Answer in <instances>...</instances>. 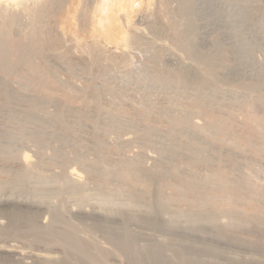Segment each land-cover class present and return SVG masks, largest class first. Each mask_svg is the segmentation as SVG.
Listing matches in <instances>:
<instances>
[{
	"label": "bare ground",
	"instance_id": "bare-ground-1",
	"mask_svg": "<svg viewBox=\"0 0 264 264\" xmlns=\"http://www.w3.org/2000/svg\"><path fill=\"white\" fill-rule=\"evenodd\" d=\"M41 1L0 0V8L14 23L19 8ZM102 1L111 8L113 0ZM114 1L98 26L108 39L128 40L130 52L76 53L58 31L47 44L50 30L41 28L14 42L0 28V262L259 264L264 193L244 173L255 164L264 172V157L252 155L264 141L243 132L235 110L252 107L247 117L264 129V60L255 58L264 52V0H178L168 24L163 0H150L154 21L141 36L129 34V0ZM33 77L39 90L29 87ZM232 122L238 129L226 134ZM239 134L254 151L240 149ZM220 135L233 146L216 142ZM67 197L98 204L65 209ZM248 201L257 210L238 208ZM32 240L45 247H29Z\"/></svg>",
	"mask_w": 264,
	"mask_h": 264
},
{
	"label": "rangeland",
	"instance_id": "rangeland-1",
	"mask_svg": "<svg viewBox=\"0 0 264 264\" xmlns=\"http://www.w3.org/2000/svg\"><path fill=\"white\" fill-rule=\"evenodd\" d=\"M88 2H86V0H43V1H41V3H39V4H35L36 5V7H35V5H33V4H31V3H29L28 5L26 4V6L25 5H23V7H21V8H19V9H22V11L20 10V12H19V16H18V20H16V22H14L16 25L14 26V27H12L13 25H14V23L12 24L11 22H9L8 20H7V18H6V15H9V17H8V19H10V17H12V16H10V14L12 15V13L13 12H11V11H9L8 9H7V11H5V9L4 10H2L1 11V9L2 8H0V28H1V30H4V31H6L7 32V34H8V36H10V38L12 39V38H14V40H12V41H18L19 40V38H21L22 39V42H23V40L24 39H29V37L31 36V34L33 33V31L35 32V30H33V29H36V30H38V28H41V29H44V30H50V33H49V35H50V37H48V38H46V40H47V44H49V43H53V35H52V33H54V31H58V33H61V35L63 36V38L65 39H70V40H72L73 42L72 43H75L76 42V44H74V51L76 52V53H80L81 54V51H79V50H82V52L84 53V54H89V53H91V51H97L98 49H100L101 51L104 49V47H108V48H110V47H117V48H119L118 50L120 51V52H122V51H127V52H130L131 50L130 49H132V48H130L129 46H127V44L125 45V43L128 41V40H126V41H123V43H117V42H115L113 39H108L109 37L107 36V37H105L106 35L104 34L103 35V32L101 31V30H103V29H101V28H99L100 26H98V24L99 25H101V22H99L98 20H100L99 19V17L101 18L102 17V15L104 14L105 15V13H106V11H104L105 13H103V9L102 8H106L107 9V13H108V10L109 9H111V8H113L114 7V3L116 4V1H114L113 0V2H111V4L113 5V7L111 6V4L109 3V5H110V7L111 8H109V6L107 7L105 4H104V7H103V1L102 0H90L91 2H89V0H87ZM107 1H110V0H107ZM123 2H122V4H124L125 5V0H122ZM125 1V2H124ZM154 1V0H153ZM161 1V0H160ZM165 1V2H164ZM46 2H48V3H50L49 5H48V3H46ZM106 4L108 3V2H106V1H104ZM133 2V5L131 4ZM138 2V3H137ZM42 3H45V4H42ZM91 3V4H90ZM93 3V4H92ZM128 3H130L132 6H133V8L131 7V6H126V5H128ZM124 7H125V9L123 10V12L127 15V19L129 20V28H128V31H129V34H130V32L132 33L133 31H134V33L135 34H137V35H139V36H141V33H148V32H150L151 31V26L150 25H153V24H151L154 20H153V18H154V16H153V13H152V10H153V3L152 2H150V0H129V2H128ZM164 3V5H162ZM163 3H161L160 5V11H161V14L162 15H165L166 13H167V15H165V22L168 24V22H170L169 20H168V14H170V12L171 11H168V10H172V11H177V9H178V7H179V5H178V3H179V1L178 0H168V1H166V0H163ZM167 4V6H166V4ZM170 3V4H169ZM134 4H136V5H134ZM37 5L40 7H38L37 8ZM44 6V8H42L43 6ZM31 6V7H30ZM50 7V8H48V7ZM136 6V7H135ZM32 7H33V9H32ZM126 7L128 8V10H126ZM163 7V8H162ZM26 8V9H25ZM29 8V9H28ZM45 8H47L46 10H45ZM104 8V9H105ZM109 8V9H108ZM26 11V10H28V11H26V12H23L24 10ZM40 9H41V11H40ZM130 9V10H129ZM161 9H163V10H161ZM102 10V11H101ZM132 10V11H131ZM38 13H37V12ZM129 11V12H128ZM165 11V12H164ZM4 12V13H3ZM21 12H23V13H21ZM41 12V13H40ZM102 12V13H101ZM128 12V13H127ZM169 12V13H168ZM5 13H6V15H5ZM23 14L22 16H20L21 14ZM27 13V14H26ZM32 13H34V14H32ZM101 13V16L99 15ZM121 14H123L122 12H120ZM30 14V15H29ZM32 14V15H31ZM39 14H41V15H39ZM71 15V16H70ZM107 15V14H106ZM36 17V19H35V17ZM149 16V17H148ZM21 17H22V19H21ZM6 18V19H5ZM33 20H32V19ZM97 18V19H96ZM104 18H106V16L104 17ZM40 19V20H39ZM148 19H149V21H150V23L148 24ZM5 20V21H4ZM26 20H28V22L29 21H33V23H31V22H29V24H28V22L26 21ZM34 20H36V24H35V21ZM6 21H8V22H6ZM19 22V25H20V23H24V24H22V27L21 26H19L18 25V22ZM21 21V22H20ZM39 21H41V22H39ZM107 21V20H106ZM8 23V24H6V23ZM5 23V24H4ZM9 23H11L12 24V26H11V24H9ZM31 23V24H30ZM40 24V25H37V24ZM2 25H4L3 27L4 28H2L1 26ZM6 25V26H5ZM8 25V26H7ZM23 25H27V27L25 26V27H23ZM32 25V26H31ZM34 25V26H33ZM43 25V26H42ZM96 25H97V27H96ZM102 25H104V24H102ZM106 25V24H105ZM175 25H179L178 27L176 26V29L177 30H175V31H178L181 27H180V25H182V24H180V23H176ZM36 26V27H35ZM41 26V27H40ZM46 26V27H45ZM7 29H6V28ZM10 27V28H9ZM21 27V28H20ZM180 27V28H179ZM13 28H16V29H19L20 30V34L19 35H15V30H10V29H13ZM23 28V29H22ZM47 28V29H46ZM95 28H96V30H95ZM179 28V29H178ZM8 29L10 30L9 32H8ZM30 29V30H29ZM99 29V30H98ZM101 29V30H100ZM24 31V32H21V31ZM31 32L30 34L28 33V32ZM10 32H12L11 34L13 35L12 37H11V34H10ZM37 33H36V36H37V38H40V35H39V33H38V31H36ZM26 33V34H25ZM23 34V35H22ZM22 37H21V36ZM30 35V36H29ZM20 36V37H19ZM24 36V37H23ZM25 36H29V37H25ZM18 37V38H17ZM130 38V37H129ZM128 38V39H129ZM8 39H9V37H8ZM18 39V40H17ZM21 39L19 40L20 42H21ZM10 40V39H9ZM11 41V40H10ZM65 41V43H66V40H64ZM24 42H27L26 40H24ZM97 46H96V45ZM46 45V44H45ZM86 45V46H85ZM88 45V46H87ZM91 45V46H90ZM175 47H177L178 45H179V43L177 42V41H174V44H173ZM100 46V47H99ZM68 47V46H67ZM85 47V49H83ZM89 47V48H88ZM96 47V49H94V48ZM98 47V48H97ZM93 48V49H92ZM102 48V49H101ZM78 50V51H77ZM86 51H89L88 53L86 52ZM135 51H136V53L139 51V50H136L135 49ZM106 52V51H105ZM142 52H143V54H145V52H146V50H142ZM263 53V54H262ZM263 55V56H262ZM140 56L141 55H139V58H140ZM255 58L256 59H258V60H261V61H263L264 60V52L263 51H257L256 53H255ZM260 58V59H259ZM136 60L134 59L132 62L130 61V64H132L133 63V65L136 67L137 65H136V63H137V61L135 62ZM60 76H58V78L61 80V81H64L63 79L65 78V79H67L68 78V76L67 75H65V74H62V73H58ZM29 75H31V76H33L32 74H29ZM27 76H28V74H27ZM31 76H28V78H30ZM75 75L73 74L71 77L72 78H70L71 80L73 79H75L76 80V77H74ZM11 77L13 78V79H16V80H20V79H18V77H15L14 75L12 76L11 75ZM10 77V78H11ZM74 77V78H73ZM63 78V79H62ZM31 79V78H30ZM29 79V80H30ZM33 80L35 81V79H34V77L32 78V80H30L29 81V87H31L32 89H36V90H39V89H37V88H39V87H37V85H36V83L35 82H33ZM74 80V81H75ZM21 81V80H20ZM19 81V82H20ZM32 81V82H31ZM77 81V80H76ZM50 82H52V80L50 81ZM33 83V84H32ZM58 84H59V82H57ZM57 83H55V82H52V86H54L55 88H58V87H60V84L58 85ZM32 85H34V86H36V87H32ZM58 85V86H57ZM34 89V90H35ZM42 90H45V88L43 89L42 88ZM68 90V89H67ZM72 91H67V96H66V100H67V102H70V101H73L72 99H71V97L70 96H72ZM144 95V94H143ZM142 97V94L140 93L139 94V97ZM140 97V98H141ZM149 97H151V101H154L155 100V96H149ZM240 109V108H239ZM249 109H251L252 110V107H250V106H247V105H245V107H243V109H240L242 112H240V110H230L229 111V114H230V116L233 118V119H239L240 117L242 118V121L244 122L245 121V123L243 124V127L244 128H242V130H243V132H246V133H248V135H254V136H257L259 139L261 138V140H263L264 141V131H262V130H264V129H262L261 130V128H256L255 127V125H252V124H254L252 121H251V119H249L247 116L248 115H246V111H251V110H249ZM245 111V112H244ZM237 114V117L235 116L236 114ZM232 113H234L233 115H232ZM243 113H245V114H243ZM242 114V115H241ZM264 114V111L263 112H261V116H264L263 115ZM239 115V116H238ZM236 117V118H235ZM249 120H248V119ZM241 120V119H240ZM247 121H249V122H251V123H248ZM232 125L233 127H230V126ZM251 127H252V129L255 127V129H254V134H253V130H250L251 129ZM238 129V127L236 126V125H234V123L232 122V123H229L228 124V126H226V128H225V133L227 134V133H231V131H236L237 129ZM230 130V132H227V130ZM244 129H245V131H244ZM258 129V130H257ZM252 132V133H251ZM263 134H262V133ZM258 133V134H257ZM262 134V135H261ZM225 135V134H224ZM224 135H220L219 137H221V138H219V137H215L216 139H215V141L216 142H219V143H221L222 145H229L230 146V144H231V146H233V143H231L230 142V144H229V142H227L226 140H225V136ZM240 135L241 134H239L238 135V142L240 143V149H243V150H249V149H251V150H249V151H254V149L252 148V147H250L251 145H250V143L249 144H247V143H243V142H245L244 141V138H243V136H241L240 137ZM251 135V136H252ZM112 136L113 135H111V138H112ZM259 136H261V137H259ZM221 139H223V141L221 140ZM240 139V140H239ZM243 140V141H242ZM222 141V142H221ZM227 143V144H226ZM246 144V145H245ZM250 145V146H249ZM248 146H249V149H248ZM246 149H245V148ZM133 150H135V149H133ZM256 150H259V149H255V151L253 152V154L252 155H254V153H255V155H254V157L255 158H257V159H259L260 157H264L263 155H264V153H262V152H264V151H261V150H259V151H256ZM256 152H258V153H256ZM131 154H133V152H130ZM256 155H257V157H256ZM259 157V158H258ZM261 159V158H260ZM261 160H264L263 158L261 159ZM147 165H150V164H147ZM256 165V164H255ZM254 165V167H253V169L254 170H252V169H247V170H245L246 172L244 173V174H246L245 176L247 177V178H249L248 180H250L249 181V183L251 184V187L253 188V186H254V188L253 189H255V190H257V191H260V193H264V172H261V167H259L260 165L259 164H257L256 166ZM259 170H260V172H259ZM259 173V174H258ZM251 174V175H250ZM262 174H263V176H262ZM260 175V176H259ZM257 176V177H256ZM256 187V188H255ZM167 189V188H166ZM170 188H168L167 189V191H172L171 189L169 190ZM260 189V190H259ZM68 198V197H67ZM66 198V199H67ZM69 199V200H68ZM67 200H64V203H65V201H66V205L64 204V207H65V209H68L69 207H71V208H73V209H78L79 207H85V208H87L88 206L87 205H89V207L88 208H90V206H92V204H96L95 203V199H89L90 200V202H89V200H88V203L86 202V203H84V204H86V206L83 204V205H81V206H79L77 203L76 204H74L73 205V202L71 201L72 200V198H68ZM95 200V201H94ZM57 202V204L56 205H59V203H60V201L58 200V199H53V202H52V204L53 205H55V203ZM93 201V202H92ZM59 202V203H58ZM68 202V203H67ZM70 202H72V204L70 203ZM90 203H92V204H90ZM67 204H69L68 206H67ZM97 204H98V201H97ZM96 204V205H97ZM249 204V205H248ZM252 204H254V203H250V201H248L246 204L244 203V204H242L241 205V207H238V208H240V210H244V212L246 211H252V210H257V209H255V205H254V207H253V205ZM252 205V206H251ZM67 206V207H66ZM79 206V207H78ZM78 207V208H77ZM251 207V208H250ZM247 209V210H246ZM96 236V235H95ZM241 237H245L244 239L246 240V241H249V242H256V241H258V239L260 240V237H256V235L254 234V235H250V234H241L240 235ZM97 237V236H96ZM95 238V237H94ZM99 238H100V240L101 241H104V242H99V244L102 246V244H103V246L105 247H109V248H112V247H110V245H108V244H106L107 242L102 238V237H100V235H99V237H97V239L96 240H98V241H100L99 240ZM35 242V243H33V242ZM30 243H32V244H34V245H32V244H30L31 246H29V247H32V248H36V247H40V246H44L45 247V245L41 242V244H40V242H38V240H37V243H36V240H32ZM260 241H262V243L264 244V238H262ZM102 243V244H101ZM104 244H106V245H104ZM141 244H143V243H141ZM39 245V246H38ZM56 246V245H55ZM55 246L53 245V247L55 248ZM53 247H50V248H52L53 250H54V248ZM57 247H58V249H57ZM56 250L55 251H57V252H59V255H60V257H62V256H64V251H63V249H61V247L60 246H56V248H55ZM60 253H62V254H60ZM123 257V256H122ZM112 258V259H111ZM114 257H109L108 258V260L109 259H111V260H109V263H108V260H107V263L106 264H127V262H126V259L123 257L122 259H121V257H120V260H119V258L117 259V260H115V261H113L114 259H113ZM120 261V262H119ZM121 261H123V263H121ZM0 264H3L2 262H0ZM5 264V263H4ZM6 264H8V263H6ZM9 264H11V263H9ZM58 264V263H57ZM60 264V263H59ZM259 264H264V259H263V261L262 262H260Z\"/></svg>",
	"mask_w": 264,
	"mask_h": 264
}]
</instances>
